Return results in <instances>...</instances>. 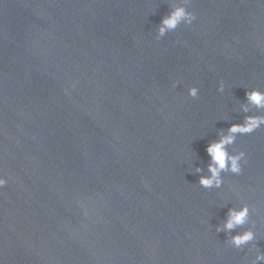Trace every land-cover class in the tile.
I'll use <instances>...</instances> for the list:
<instances>
[{
  "label": "water",
  "instance_id": "water-1",
  "mask_svg": "<svg viewBox=\"0 0 264 264\" xmlns=\"http://www.w3.org/2000/svg\"><path fill=\"white\" fill-rule=\"evenodd\" d=\"M181 3L0 0V264H264V126L229 146L240 174L199 185L207 145L264 115V0H189L157 39Z\"/></svg>",
  "mask_w": 264,
  "mask_h": 264
},
{
  "label": "clouds",
  "instance_id": "clouds-1",
  "mask_svg": "<svg viewBox=\"0 0 264 264\" xmlns=\"http://www.w3.org/2000/svg\"><path fill=\"white\" fill-rule=\"evenodd\" d=\"M189 0H184V3L176 5L172 10L162 18L159 27L157 28L156 38L164 37L168 32L174 31L179 25H190L195 20L193 12L186 7ZM224 90V84L221 82L219 91ZM199 89L195 86L188 89V94L192 97L198 95ZM248 104L255 106L258 109L264 108V91L251 89L246 92ZM248 112L247 106L243 109ZM261 126H264V115H246L242 123L231 124L226 132H222L218 139L211 141L206 152L210 157V162L207 165L209 175H201L199 185L205 189L220 188L223 184L222 173L240 174L242 172V160L245 158L243 151L230 152L229 146L233 145L237 139V135L250 134L256 131ZM197 172L202 171L199 167ZM3 175H0V187L6 184ZM249 207L247 204L241 205L239 208H229L227 219L224 223V229L231 231L238 225H243L248 221ZM255 238V233L252 230H246L242 233L231 237V243L234 247L240 248L248 244ZM256 260H264V255H257Z\"/></svg>",
  "mask_w": 264,
  "mask_h": 264
}]
</instances>
